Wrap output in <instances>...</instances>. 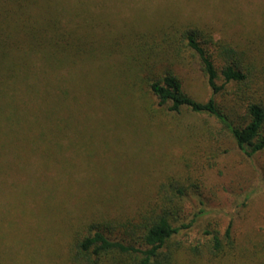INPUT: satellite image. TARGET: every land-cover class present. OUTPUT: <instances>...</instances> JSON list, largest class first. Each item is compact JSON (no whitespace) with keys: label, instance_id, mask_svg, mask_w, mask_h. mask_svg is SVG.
<instances>
[{"label":"rangeland","instance_id":"obj_1","mask_svg":"<svg viewBox=\"0 0 264 264\" xmlns=\"http://www.w3.org/2000/svg\"><path fill=\"white\" fill-rule=\"evenodd\" d=\"M44 11L70 27L91 21L102 31L120 30L123 39L102 55L95 48L81 70L64 67L66 97L46 109L39 65L18 50L17 31L9 26L6 37L0 26V264H68L45 230L58 226L67 233L90 218L116 219L154 181L187 169L203 180L208 214L179 235L185 245L202 241L210 225L222 231L229 221L237 244L263 238L264 149L246 155L213 115L172 114L145 85L121 86L118 73L130 67L124 56L135 39L158 43L162 30L177 22L198 24L264 70V0H47ZM175 47L170 54L156 49L157 66L173 69L188 94L206 100L211 89L198 55L183 39ZM207 48L215 54L210 43ZM30 79L35 84L26 87ZM216 82L223 83L220 74ZM235 90L228 83L213 97L239 119L244 96ZM186 205L196 209V198ZM193 260L226 262H211L205 251L188 252L186 264Z\"/></svg>","mask_w":264,"mask_h":264},{"label":"trees","instance_id":"obj_2","mask_svg":"<svg viewBox=\"0 0 264 264\" xmlns=\"http://www.w3.org/2000/svg\"><path fill=\"white\" fill-rule=\"evenodd\" d=\"M46 3L47 0H0V26L6 37L11 26L22 38L18 40V50L25 54V59L34 58L43 76L42 104L46 109H55L67 93L64 67L74 72L81 70L95 48L102 55L106 48L122 44L123 35L120 30L102 31L91 21L70 27L60 16L44 15ZM89 4L82 2L81 5ZM178 39H183L185 46L199 57L211 89L206 100H197L188 94L173 69L157 66L156 49L164 54L176 52ZM96 41H99L98 47ZM208 43L216 50V55L208 50ZM0 44L5 43L0 40ZM7 45L11 51L10 44ZM129 48L132 53L125 54L124 60L130 67L118 73L122 78L121 86L145 85L157 105L172 114L187 109L213 115L246 155L264 149V70L258 68L255 61L245 62L240 57L241 51L214 40L206 29L192 23H171L162 30L158 43L135 39ZM4 50L8 52L6 48ZM216 57L221 60L219 66L215 64ZM9 60H13V64L15 57L10 55ZM218 73L223 83L216 82ZM228 83L236 85L238 98L244 96L239 119L220 109L213 97ZM32 84L35 83L30 79L25 86ZM56 84L59 87H55ZM46 118L50 119L51 115L47 114ZM53 119L54 122L57 119L55 112ZM202 185L203 180L192 177L189 169L179 174L166 173L137 199V205L122 210L116 219L90 218L77 227H70L67 233H60V228L55 226L50 231L45 230V234L51 235L52 248L61 249L68 264H186L188 252L201 256L204 251L211 262L264 264V237L249 244H237L232 236L231 221L222 231L207 222L211 227L204 229L202 241L189 245L182 242L179 235L205 220L208 214ZM193 197L198 205L191 210L186 204ZM192 262L197 263L196 260Z\"/></svg>","mask_w":264,"mask_h":264}]
</instances>
